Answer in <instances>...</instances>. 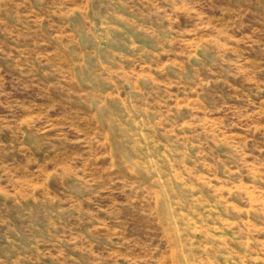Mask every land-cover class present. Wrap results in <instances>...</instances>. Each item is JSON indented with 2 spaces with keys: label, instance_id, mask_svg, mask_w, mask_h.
Segmentation results:
<instances>
[{
  "label": "rangeland",
  "instance_id": "1",
  "mask_svg": "<svg viewBox=\"0 0 264 264\" xmlns=\"http://www.w3.org/2000/svg\"><path fill=\"white\" fill-rule=\"evenodd\" d=\"M0 264H264V0H0Z\"/></svg>",
  "mask_w": 264,
  "mask_h": 264
}]
</instances>
